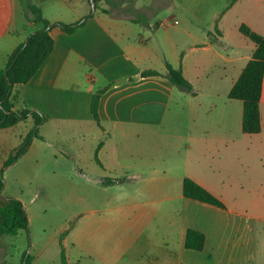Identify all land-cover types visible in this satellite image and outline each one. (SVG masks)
Returning a JSON list of instances; mask_svg holds the SVG:
<instances>
[{
    "label": "crops",
    "instance_id": "1",
    "mask_svg": "<svg viewBox=\"0 0 264 264\" xmlns=\"http://www.w3.org/2000/svg\"><path fill=\"white\" fill-rule=\"evenodd\" d=\"M27 2L51 24L92 14L73 34L51 31V54L10 99L45 117L10 168L48 155L82 181L77 264H264V77L259 134L242 132L243 104L228 98L255 50L239 26L264 36V0H100L94 11L90 0H0V69L36 29ZM166 64L192 93L142 75H166ZM34 127L28 117L0 129V171ZM185 178L225 209L185 199ZM188 229L204 235L201 251L185 248Z\"/></svg>",
    "mask_w": 264,
    "mask_h": 264
},
{
    "label": "trees",
    "instance_id": "2",
    "mask_svg": "<svg viewBox=\"0 0 264 264\" xmlns=\"http://www.w3.org/2000/svg\"><path fill=\"white\" fill-rule=\"evenodd\" d=\"M94 0V8L97 3ZM108 2V1H107ZM23 9L27 20L35 24L36 29L29 34L25 43L17 47L8 57L5 66L0 69V129H5L32 117L35 127L22 139L21 144L8 157L0 171V194L3 189V171L25 154L33 139L38 137V126L45 121V117L36 111L23 109L20 112L12 110L11 95L14 85L28 83L51 54L54 41L51 31L58 28L66 34H73L92 17L89 14L79 22L72 25L53 23L43 18L41 11L30 2L23 3ZM106 12V11H104ZM239 32L248 38L254 45L255 50L251 59L246 64L237 81L228 93L231 100H239L243 104L242 132L246 135H256L261 132V119L259 103L261 100L262 84L264 77V36L253 32L248 26L241 24ZM167 73L161 75L157 72H143V76H164L179 90L192 93L190 84L185 80L180 69H174L166 64ZM101 92L96 94L91 103V114L98 123V104ZM182 194L187 200L210 205L224 210L221 200L209 193L189 178L182 183ZM28 231V218L23 204L16 199H3L0 201V237L15 236L19 232ZM205 237L202 233L188 229L185 235L184 246L187 250L199 252L203 249ZM63 249V248H62ZM31 257H23L21 264H30ZM61 264H68L64 250H61Z\"/></svg>",
    "mask_w": 264,
    "mask_h": 264
},
{
    "label": "rangeland",
    "instance_id": "3",
    "mask_svg": "<svg viewBox=\"0 0 264 264\" xmlns=\"http://www.w3.org/2000/svg\"><path fill=\"white\" fill-rule=\"evenodd\" d=\"M53 7H49L50 11H54ZM161 14L163 20L173 15ZM24 127H13L5 140L17 144V136ZM49 159L45 155L38 163L33 158L18 167L10 168L12 164L4 168L0 201L19 200L28 218L27 232L1 238L3 243L11 245L7 248V264H21L26 255L32 259L30 264H61V250L68 264H77L78 222L84 212L77 196L84 186L81 180L67 177L65 167H58Z\"/></svg>",
    "mask_w": 264,
    "mask_h": 264
},
{
    "label": "water",
    "instance_id": "4",
    "mask_svg": "<svg viewBox=\"0 0 264 264\" xmlns=\"http://www.w3.org/2000/svg\"><path fill=\"white\" fill-rule=\"evenodd\" d=\"M94 0H90V3H91V8H92V11H94V3H93Z\"/></svg>",
    "mask_w": 264,
    "mask_h": 264
},
{
    "label": "built area",
    "instance_id": "5",
    "mask_svg": "<svg viewBox=\"0 0 264 264\" xmlns=\"http://www.w3.org/2000/svg\"><path fill=\"white\" fill-rule=\"evenodd\" d=\"M175 22H176V24H179V20H176Z\"/></svg>",
    "mask_w": 264,
    "mask_h": 264
}]
</instances>
